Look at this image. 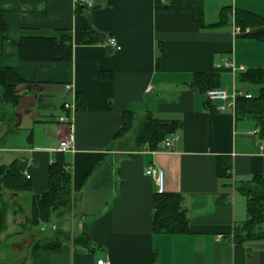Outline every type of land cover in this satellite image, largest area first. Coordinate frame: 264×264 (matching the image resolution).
I'll use <instances>...</instances> for the list:
<instances>
[{
  "label": "crops",
  "instance_id": "0c3cea01",
  "mask_svg": "<svg viewBox=\"0 0 264 264\" xmlns=\"http://www.w3.org/2000/svg\"><path fill=\"white\" fill-rule=\"evenodd\" d=\"M179 1L0 0V168L22 163L30 174V188L0 187L1 254L7 244L20 250L38 239L33 194L46 190L49 164L61 154L72 206L37 228L68 236L31 264H92L104 256L112 264H264V238L235 240L247 219V197L236 186L264 174V136L231 95L259 93L240 74L264 68V38L250 35L263 27L242 31L234 12L264 18V0H203L201 27ZM222 8L228 17L218 23ZM27 36H67L70 58L22 60L17 43ZM110 36L119 49L107 45ZM204 74L228 90L226 109L207 98ZM145 116L179 121L166 136L170 148L136 141ZM65 138L71 146L61 149ZM149 165L163 170L164 192L179 195L188 231L153 229Z\"/></svg>",
  "mask_w": 264,
  "mask_h": 264
},
{
  "label": "trees",
  "instance_id": "16d2710c",
  "mask_svg": "<svg viewBox=\"0 0 264 264\" xmlns=\"http://www.w3.org/2000/svg\"><path fill=\"white\" fill-rule=\"evenodd\" d=\"M175 2V0H173ZM182 7L187 8L192 13V18L196 26L201 27L203 22V0H180ZM177 2V3H179ZM183 2H185L183 5ZM227 11L222 8L218 23L227 20ZM234 20L242 31L262 28L253 32L255 37L264 38V18L247 10H236ZM217 23V24H218ZM5 22L0 12V31H5ZM87 35V33H86ZM83 34V41H86ZM67 36H62L56 41L52 37L27 36L17 43L19 56L22 60H67L70 58V45L65 41ZM205 77L199 83L208 90L217 87V76L204 74ZM240 78L254 81L259 84V93L247 98L237 96V111L257 120L261 135L264 136V68L252 67L240 74ZM7 95H15L12 84L7 85ZM16 96V95H15ZM127 121V120H125ZM180 123L177 120H165L145 116L138 126L135 139L141 143H148L155 147L168 133L174 132ZM68 164L61 154H56L49 164L48 184L42 193L33 194L31 205V221L36 227L47 224L51 221L52 215H62L72 201L71 175ZM23 164L13 163L8 167L0 168V187L22 190L30 188V177L23 173ZM221 176H225L226 170H219ZM90 171L87 172V175ZM237 189L247 197V219L235 230V240H245L249 238H264V178L256 177L254 180L240 183ZM153 229L157 232L168 233L186 232L189 229L186 215L180 207V197L176 193L155 192L153 198ZM68 236L65 231H56L38 238L30 247L32 260L36 258L38 252L48 250L60 245Z\"/></svg>",
  "mask_w": 264,
  "mask_h": 264
},
{
  "label": "built area",
  "instance_id": "2783aa9c",
  "mask_svg": "<svg viewBox=\"0 0 264 264\" xmlns=\"http://www.w3.org/2000/svg\"><path fill=\"white\" fill-rule=\"evenodd\" d=\"M76 3L78 4H83L85 6H92V0H75ZM107 45L111 49H119L120 46L118 45L115 37L110 36L106 40ZM228 64V62H226ZM229 65V64H228ZM67 88H70V85H67ZM150 86H148V89ZM207 93V98L212 101H218L221 100L222 103L217 106L219 110H224L227 108V106L231 105L233 101L229 100V93L227 92L226 89L222 88H210L206 91ZM232 98L236 99L237 96H245V97H251L250 93L244 92L241 89L234 90L233 93L231 94ZM65 107H69L68 103L64 104ZM60 120L67 122L68 119L66 117L60 118ZM162 145L165 148H170L173 145V140L172 138L165 137L162 140ZM71 146V141L69 138H65L60 141L59 147L61 149H67ZM145 173L152 176L154 178L155 184H156V191L157 192H163L164 191V179H163V170L155 165H149L145 168ZM26 177H30V174L26 173ZM264 178V174L262 175ZM92 264H112L111 260L109 259L108 256L100 257L95 260Z\"/></svg>",
  "mask_w": 264,
  "mask_h": 264
},
{
  "label": "rangeland",
  "instance_id": "374dc122",
  "mask_svg": "<svg viewBox=\"0 0 264 264\" xmlns=\"http://www.w3.org/2000/svg\"><path fill=\"white\" fill-rule=\"evenodd\" d=\"M246 85V86H243ZM242 86L248 88L253 94L258 93L257 87L251 84H243ZM227 90V89H226ZM228 91V90H227ZM30 206V205H28ZM72 202L66 208L70 209ZM27 208V206H26ZM15 228L13 227L12 230ZM37 232L36 238L44 237V235L51 234V231H38L37 227L33 228ZM15 240L20 241L22 234H14ZM3 249V248H2ZM30 248L15 249L14 247L10 248L8 244L5 246L4 253H0V264H31L33 260H30ZM4 258V259H3ZM26 261V263H25Z\"/></svg>",
  "mask_w": 264,
  "mask_h": 264
}]
</instances>
